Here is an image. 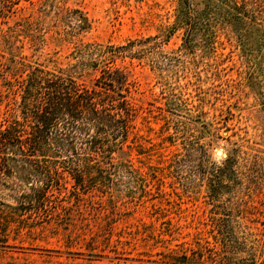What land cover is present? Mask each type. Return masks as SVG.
Masks as SVG:
<instances>
[{"label":"rangeland","instance_id":"374dc122","mask_svg":"<svg viewBox=\"0 0 264 264\" xmlns=\"http://www.w3.org/2000/svg\"><path fill=\"white\" fill-rule=\"evenodd\" d=\"M237 2L29 0L0 21V126L36 66L80 89L117 69L134 109L107 191L65 179L46 217L0 177V264H264V0Z\"/></svg>","mask_w":264,"mask_h":264},{"label":"trees","instance_id":"16d2710c","mask_svg":"<svg viewBox=\"0 0 264 264\" xmlns=\"http://www.w3.org/2000/svg\"><path fill=\"white\" fill-rule=\"evenodd\" d=\"M20 1L29 0H0V21ZM212 1L246 13L237 0ZM127 81L108 68L89 89L78 88L61 71L36 66L27 74L18 113L0 126V177L12 179L34 213L49 217L50 198L66 189L65 179L75 194L110 188L113 155L127 141L134 117ZM233 168L227 159L216 172L224 176Z\"/></svg>","mask_w":264,"mask_h":264}]
</instances>
